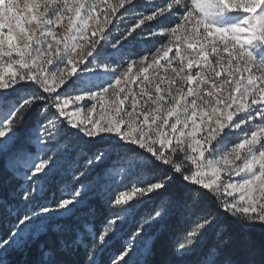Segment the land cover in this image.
<instances>
[{
	"label": "snow or ice",
	"instance_id": "6c2138e0",
	"mask_svg": "<svg viewBox=\"0 0 264 264\" xmlns=\"http://www.w3.org/2000/svg\"><path fill=\"white\" fill-rule=\"evenodd\" d=\"M0 164V264H264V0H0Z\"/></svg>",
	"mask_w": 264,
	"mask_h": 264
},
{
	"label": "trees",
	"instance_id": "16d2710c",
	"mask_svg": "<svg viewBox=\"0 0 264 264\" xmlns=\"http://www.w3.org/2000/svg\"><path fill=\"white\" fill-rule=\"evenodd\" d=\"M0 170H2V164H0ZM142 211L147 212L148 209H143ZM255 238L258 239V236ZM103 259H107V255L105 257H103Z\"/></svg>",
	"mask_w": 264,
	"mask_h": 264
}]
</instances>
